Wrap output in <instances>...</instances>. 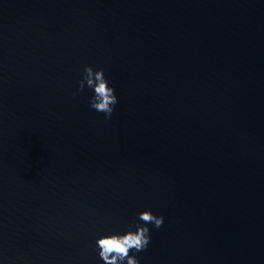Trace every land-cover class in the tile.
<instances>
[{
	"label": "water",
	"instance_id": "95a60500",
	"mask_svg": "<svg viewBox=\"0 0 264 264\" xmlns=\"http://www.w3.org/2000/svg\"><path fill=\"white\" fill-rule=\"evenodd\" d=\"M145 210L139 264H264V0H0V264H104Z\"/></svg>",
	"mask_w": 264,
	"mask_h": 264
},
{
	"label": "clouds",
	"instance_id": "9594fccd",
	"mask_svg": "<svg viewBox=\"0 0 264 264\" xmlns=\"http://www.w3.org/2000/svg\"><path fill=\"white\" fill-rule=\"evenodd\" d=\"M92 89L93 95L89 99V107L97 112H102L106 119L111 118L114 106L118 103L114 88L109 86V82L104 75V69L94 70L91 66L85 65L83 68L82 78L77 82L76 91L73 95L82 92L85 87ZM139 221L135 231L129 230L123 234L113 233L110 235H102L96 241L99 248V257L104 264H139L135 255L130 252L145 251L150 243L149 229L145 226L152 223L155 228H159L163 224V216L154 215L150 210L138 213Z\"/></svg>",
	"mask_w": 264,
	"mask_h": 264
}]
</instances>
